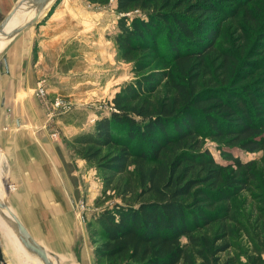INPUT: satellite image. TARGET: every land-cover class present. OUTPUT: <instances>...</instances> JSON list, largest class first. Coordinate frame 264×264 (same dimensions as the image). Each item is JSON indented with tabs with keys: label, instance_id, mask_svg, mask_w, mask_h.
Wrapping results in <instances>:
<instances>
[{
	"label": "trees",
	"instance_id": "trees-1",
	"mask_svg": "<svg viewBox=\"0 0 264 264\" xmlns=\"http://www.w3.org/2000/svg\"><path fill=\"white\" fill-rule=\"evenodd\" d=\"M115 1L120 46L158 53L163 37L166 61L179 80L156 71L126 84L113 100L118 112L100 119L94 133L74 139L83 160L113 177L125 174L133 161L140 163L142 190L134 204L114 203L92 215L90 227L105 240L97 257L106 264H264V183L252 171L246 178L224 176L226 167L208 151L188 146L202 119L209 137L227 139L224 149L253 154L264 147V37L238 51L217 48L224 20L255 0ZM137 11L142 15L129 18ZM246 20L264 28V20L251 14ZM163 83L173 95L141 101L155 96ZM115 130L126 140L114 137ZM224 149L229 161L249 166ZM147 162L160 163L146 170ZM252 189L248 231L241 223L232 226L230 205L215 206ZM243 231L251 244L246 262L232 255L235 235Z\"/></svg>",
	"mask_w": 264,
	"mask_h": 264
},
{
	"label": "crops",
	"instance_id": "crops-1",
	"mask_svg": "<svg viewBox=\"0 0 264 264\" xmlns=\"http://www.w3.org/2000/svg\"><path fill=\"white\" fill-rule=\"evenodd\" d=\"M20 1L0 0V24ZM51 9L53 13L48 17L44 13L0 52V164L5 157L12 192L9 202L0 192V200L8 203L49 253L67 264H82L77 253L84 229L78 224L73 204L76 171L70 166L66 147L49 138L35 91L44 81L51 97L61 95L80 102L87 96L92 98L98 89L110 90L111 83L109 72L88 62L93 53L101 54L92 37H77V5L58 0ZM61 122L72 125L70 117ZM84 128L79 126L74 133ZM3 234L20 264H42L19 251L14 240L20 242L10 230Z\"/></svg>",
	"mask_w": 264,
	"mask_h": 264
},
{
	"label": "rangeland",
	"instance_id": "rangeland-1",
	"mask_svg": "<svg viewBox=\"0 0 264 264\" xmlns=\"http://www.w3.org/2000/svg\"><path fill=\"white\" fill-rule=\"evenodd\" d=\"M70 2L77 5V9L75 10L78 30L77 37H92L97 51H101V54L98 52V56L96 53H93L91 57H88V62L91 61L94 66H99L103 72H109L110 90L109 88L103 91H100L102 89H98L97 93L94 91L92 98L87 96L82 99L84 101L77 102L61 95L51 97L45 87V82L40 81L35 95L44 110L46 118L45 128L47 129L49 138L52 143L56 145L63 144L66 147L70 166L76 171V178H73V192L75 193V202L73 201V204L78 224L80 228L84 229V234L78 247L81 250L77 253V258L82 264H106L96 255V249L105 240L96 233V230L94 231L90 227L92 215L114 203L127 202L134 204L136 197L142 190L140 174L137 169L140 163L133 161L125 174L113 177L112 174L97 168L95 163L83 160L78 154L79 148L74 145V139L83 134L94 133L96 123L100 119L118 112L113 104V100L126 84L134 83L140 78L156 71H169L170 74H173V80L176 81L179 80V76L174 65L168 64L166 61L165 53L169 49L165 48L166 41L163 37L159 39L161 52L159 51L158 53L150 49H144L139 52H127L126 48L124 49L120 46V42L117 41L120 15L116 11L117 2L115 0H110L108 3L106 0H70ZM51 12L53 13V10L48 9L45 12L46 17ZM249 14L253 18L263 21L264 0L251 2L246 9L239 10L236 18L224 20L217 44L219 51L228 49L238 51L241 46L250 48L257 45L260 39L264 37V28L257 30L246 20ZM134 15L141 16L142 12L137 11L128 14L129 18L134 17ZM44 23L43 21L42 24ZM148 43V45H151L150 42ZM260 57H262L260 59H264V53ZM137 68L141 69V72L134 70ZM116 75H119L117 79ZM168 95H173V92L169 84L163 83L155 96H143L141 101L163 99ZM67 117L71 118L72 125L65 126L61 122V120ZM199 123L202 127L196 138L188 140L190 148H195L199 144L201 151H208L222 167H226L224 169V176L246 178L247 171H252L258 175L259 184L264 183V147L253 154L240 151L239 149H224L222 146H225L227 139L223 137H209L205 131L204 120L199 119ZM84 125L86 128L83 127ZM79 126L80 128H84V130L80 131V133H74L75 131H79ZM113 134L114 137L126 140V138H122V131L115 130ZM169 135L172 136L171 132H169ZM130 144L137 150L141 147L139 144ZM181 146L184 147V144L176 146L174 149L169 148V151L172 152ZM223 149L225 152H231L232 155L242 162L248 163L249 166L235 165L222 155ZM170 152L167 153L169 157L171 155ZM160 162H147L142 165L147 170L157 167ZM6 174H8V161L5 163V157H3V164H0V192L5 193L4 198H6V202H9L12 192L9 193L11 187ZM253 191L254 189L249 193H241L236 198H233L231 202L221 203L215 207L227 208L230 205L232 226L235 227V223H241L246 230L250 231L248 217L255 206L252 196ZM4 230L9 231V228H7V225L0 217V261L4 264H20L18 257L15 256L14 252L10 251L12 248L3 234ZM182 241L184 244L188 243L187 238ZM234 243L237 247L232 251V255H237L242 259V262H246V253L251 248L246 233L243 231L239 237L235 235ZM62 263L67 264L65 261Z\"/></svg>",
	"mask_w": 264,
	"mask_h": 264
},
{
	"label": "water",
	"instance_id": "water-1",
	"mask_svg": "<svg viewBox=\"0 0 264 264\" xmlns=\"http://www.w3.org/2000/svg\"><path fill=\"white\" fill-rule=\"evenodd\" d=\"M55 2L56 0H21L13 9V11L0 24V35H3L5 33L7 26L10 24L11 20L14 18V16L18 13V11L23 5L31 6L32 8L36 9L37 14L32 20L28 21L22 27L16 28L9 34H5V37L8 39L9 42L12 41L19 34H21L28 27L37 23L43 13L47 11ZM0 210H2L3 214L5 212L7 213V215H4V218L7 220V223L11 227H13L20 242L30 254L38 257L44 264H54L53 259L59 262L61 261L58 257L49 253L32 237V235L29 233L23 223L11 210L8 203L0 201Z\"/></svg>",
	"mask_w": 264,
	"mask_h": 264
},
{
	"label": "bare ground",
	"instance_id": "bare-ground-1",
	"mask_svg": "<svg viewBox=\"0 0 264 264\" xmlns=\"http://www.w3.org/2000/svg\"><path fill=\"white\" fill-rule=\"evenodd\" d=\"M46 12V11H45ZM44 12V13H45ZM43 13V14H44ZM37 14V10L32 8L31 6H27V5H23L20 10L18 11V13L14 16V18L11 20L10 24L7 26V29L5 30V33L3 35H0V52L2 51V49L5 47L6 44H8V39L5 37V34H9L10 32H12L13 30H15L16 28L22 27L24 24H26L28 21L32 20ZM1 201V200H0ZM7 215V213L5 212L3 214L2 210H0V217L3 220V222L7 225V227L10 230L11 236L12 237H16L18 240V236L16 234V232L14 231L13 227H11L8 223L7 220L4 218ZM12 231V232H11ZM13 233V234H12ZM14 235V236H13ZM16 242V246L18 247L19 251H21V253H23L24 255H30L32 258L39 260L42 264H44L38 257L30 254L22 245V243H18L16 240H14ZM22 245V246H21ZM54 264L55 261L53 260Z\"/></svg>",
	"mask_w": 264,
	"mask_h": 264
},
{
	"label": "built area",
	"instance_id": "built-area-1",
	"mask_svg": "<svg viewBox=\"0 0 264 264\" xmlns=\"http://www.w3.org/2000/svg\"><path fill=\"white\" fill-rule=\"evenodd\" d=\"M0 264H4V263L0 261Z\"/></svg>",
	"mask_w": 264,
	"mask_h": 264
}]
</instances>
